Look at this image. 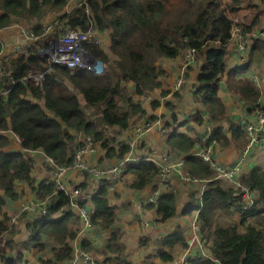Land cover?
<instances>
[{
    "label": "trees",
    "instance_id": "16d2710c",
    "mask_svg": "<svg viewBox=\"0 0 264 264\" xmlns=\"http://www.w3.org/2000/svg\"><path fill=\"white\" fill-rule=\"evenodd\" d=\"M66 3L67 0H0V27L26 19L31 31L45 37L43 19L52 12L61 11ZM244 9L250 11V24L240 22L244 32L264 29V0H228L226 3L223 0H83L60 18L65 26L60 24L61 28L56 27L55 33H60L67 26L87 30L91 24H95L101 31L110 28L111 51L117 59L111 62L108 54L99 46L87 43L86 48L97 59L109 64L105 73L55 65L39 84L22 79L29 71L47 69V60L39 55L44 39L15 58L4 59V65L11 74L0 76V126L7 129L10 118L11 128L21 139L23 148L42 149L57 164H70L74 157L69 154V145L74 139L70 129L83 131L96 141H102L104 147H109L104 133L87 117L77 92L83 95L89 107L104 105L102 114L106 124L126 129L131 113L145 112L142 102L125 94L128 83L135 84L138 95L160 87V78L166 74L160 62L181 56L188 46L195 47L197 57L204 59L194 96L203 104L212 121H223L226 118V106L218 91L222 75L226 72L225 57L229 52L235 18ZM262 47L264 40L257 39L250 49V60H255L256 53L259 56L264 54V50H260ZM2 48L0 40V51ZM237 70H231L230 77ZM13 79L16 80L14 84ZM237 83V87L232 84L230 87L240 93L245 105L254 113L261 92L251 80ZM29 95L33 99H29ZM37 100H42L43 104ZM123 100H126V107L122 106ZM194 120L201 124L204 117L198 114ZM233 127L234 136H243L240 126ZM213 140L222 147L230 143L225 129L219 125L212 130L207 144ZM9 143L8 137L0 135V188L4 190L5 196L17 198L19 193L16 183L26 181L38 200L44 201L50 197L47 215L28 225L37 243V254L44 250V233L52 236L60 246L54 251L52 259L39 257L40 263L61 264L72 260L74 248L67 241V238L74 239L77 235L69 227L68 218L72 211L61 219L51 218L53 213L70 206V196L64 191H56L54 181H43L36 185V179L31 175L34 160L25 157L22 152L1 150ZM168 143L188 155L185 162L191 176L209 181L202 197L198 220L203 239L213 242V257H195L190 259L191 264H264V231L252 223L246 224L249 217L257 220L264 217V170L255 166L241 176V182L258 194L255 206L244 210L238 191L216 178L210 163L192 153L196 144L192 137L174 131ZM128 150L127 146H123L118 153L110 148L106 155L122 158ZM159 170L154 162L146 160L128 168V171L136 174L137 180L133 187L139 190L149 185ZM112 181V178L105 179L93 199V224H115L117 214L108 200ZM177 202L178 194L174 191L159 197L156 206L161 220L176 214ZM5 203V197L0 194V215ZM221 211H224L225 216H233L236 212L242 214L241 224L246 225V232L239 233L235 222L218 224ZM8 221L6 216L0 220V264H15L9 258V251L15 248V243L13 239L4 238L5 233L12 234L15 231L10 230ZM180 241L182 239L178 235L163 239L164 244L171 248ZM181 245L186 247L187 243L182 242ZM106 248L113 257H106L97 264H131L125 256L126 247L121 242L118 230L113 231ZM158 256L164 261L173 259V255L165 250H160Z\"/></svg>",
    "mask_w": 264,
    "mask_h": 264
},
{
    "label": "crops",
    "instance_id": "0c3cea01",
    "mask_svg": "<svg viewBox=\"0 0 264 264\" xmlns=\"http://www.w3.org/2000/svg\"><path fill=\"white\" fill-rule=\"evenodd\" d=\"M81 1L83 0H67L61 11L52 12L43 19L44 27L52 24L54 29L56 27L61 28L60 26L64 25V22H61L60 18L69 13ZM236 18L242 24H250V11L245 12L242 10L236 15ZM34 22L32 23L34 24ZM26 28L31 30L26 19L18 20L6 27H0V40L3 43L0 55L4 59L15 58L19 53L27 52L33 46V41L24 40L23 32ZM110 33V28L103 31L105 40L99 47L108 54L112 62L117 57L111 51ZM43 38L41 36L36 44ZM255 41L251 42V49ZM21 47H23V50L18 52ZM228 47L229 52L225 57L226 72L222 75L218 91L219 97L226 106V118L220 122L212 121L203 104L194 96L196 83L204 64V59L199 57L185 72H183L180 55L173 59H163L160 64L166 74L160 78L161 86L148 91L144 95L136 93V86L133 82L128 83L127 97L142 102L145 112L131 113L129 127L126 129L106 124L102 114L104 105L94 108L89 107L83 95L81 93L82 96L78 95L87 117L90 121L96 123L98 129L104 133L105 139L109 142V147H104L102 141H97L95 144L96 150L88 152L85 156L86 160L90 164L103 169L117 165H120L121 168L117 174H112L109 177L113 181L109 187L108 200L110 205L115 208L117 218L113 226L101 223L86 224L78 212H71L68 218L69 227L77 235L74 239L67 238V241L74 248V258L63 261L61 264H85L79 256L80 251L88 252L96 262H102L106 257H113L111 253L107 252L106 247L115 229L121 233V242L126 247L125 256L131 264H183L184 261L190 262V259L195 257H213L211 250L213 242L203 239V235L199 231L200 223L198 220L202 207V197L208 189L209 181L199 178L196 181L186 180L184 176L189 171L187 162H185L184 166L173 172L169 186L162 184L157 174L149 185L139 190L133 187L137 176L132 171H128V168L139 165L143 160L154 162L159 169L170 161L174 162L177 156H185L186 161L187 154L179 152L169 145V136L174 131L182 132L192 137L197 146H203L204 139L219 125L225 129L230 143L226 147H222L218 142L217 145L213 146L214 160L225 166L235 165L243 160L239 178L249 173L255 166H259L264 170V130L261 131L262 141L250 147L246 153L248 136L245 126L253 120L254 113L245 105L240 93L230 87L231 84L237 87V82L240 80H251L253 85L261 92L258 105L264 110V54L256 60L259 57L256 53L255 60H250L251 51L248 54H243L236 44L231 42H229ZM260 50H264V47ZM260 50L258 49V52ZM105 64L107 66L106 70H108L109 64ZM235 68L238 70L230 77L229 72ZM181 75H184L185 82L180 89L176 90L175 84ZM28 98L33 99L31 95ZM37 101L43 102L42 100ZM198 114L204 117L201 124L196 123L194 120ZM147 120H161L163 126L168 129V134H162L160 128L156 127L145 136L138 138L136 128ZM233 126H240L243 136L241 134L234 136L232 133ZM11 127L10 118H8L7 129L0 126V135L8 137L10 140V143L1 150L5 152H22L25 157L32 158L34 165L31 175L36 179V185L43 181L52 182L56 174L55 164L57 163L55 161L54 163L51 162L42 149L29 150L23 148L21 139L13 132ZM69 132L74 138L69 145V154L73 157L76 150L83 146L85 141L79 131L70 129ZM133 141L136 142L135 147L130 145ZM196 145L192 152L196 150ZM123 146H127L129 150L122 158L117 157V155L110 157L106 155L108 149L113 148L119 153ZM126 158H130V161L127 164H121ZM64 181L71 188L82 186L87 196V206L94 212L93 199L101 188L100 181L89 173L79 171L67 173ZM16 184L19 195L15 199L5 196L4 190L0 188V194L6 200L0 220L4 219L5 216L8 217L10 230H15L12 234H4L5 240L13 239L15 243V248L9 251V258L13 259L15 264L20 262L24 264H41L36 252L37 243L33 240L31 230L28 227L29 224H34V222L41 219H37L36 213L22 212L21 209L23 203L41 200H38L28 182L18 181ZM156 191H159L160 196L170 191L178 194L177 211L173 217L164 221L161 220V214L156 204L146 203ZM44 200L49 206L50 197L48 196ZM67 212L70 211L62 212L59 210L53 213L51 218L52 220L61 219L66 217ZM242 218L243 215L238 212L234 213L232 218L233 222L238 224L239 233H245L247 230L246 225L241 224ZM251 218L253 221L257 220L255 217ZM175 235L180 236L182 241L175 243L173 248L164 244V238H171ZM42 242L44 250L38 253L39 257L52 259L54 251L60 247L59 244L52 236L45 233L42 234ZM182 242H186L187 246L183 247ZM160 250L171 253L173 259L169 261L162 260L158 256Z\"/></svg>",
    "mask_w": 264,
    "mask_h": 264
},
{
    "label": "built area",
    "instance_id": "2783aa9c",
    "mask_svg": "<svg viewBox=\"0 0 264 264\" xmlns=\"http://www.w3.org/2000/svg\"><path fill=\"white\" fill-rule=\"evenodd\" d=\"M53 29L54 26L52 24L47 25L44 30L45 37H48L47 34ZM23 37L24 40L33 41L32 44L35 46L41 35H37L29 28H26L23 32ZM103 39V31H101L95 24H91L87 30L73 28L71 26L66 27L55 39L50 40L47 44L44 42V45L40 48L39 55L47 60V69L45 71H29L22 80H30L39 84L45 79L47 73L52 71L53 66L55 65H60L73 70L89 69L98 74L105 73L107 71L105 62L97 59L85 45L89 43L101 46L103 44ZM257 39H264V29H259L252 33L244 32V28L240 25V21L235 18L230 42L234 41L237 48L243 54H248L251 49V42H254ZM21 50H23V47L19 48L18 52ZM180 57L182 58L183 72H185L186 69L196 61L197 49L193 46H188L182 51ZM4 61V58L0 55V76H10L11 73L5 67ZM12 82L14 84L16 83V80L13 79ZM184 82V75H181L175 84V89H180ZM7 91L8 89L5 90V92ZM156 127L160 128L162 134H168V130L161 125V120H147L136 128L137 137L141 138L145 136L149 131ZM245 130L248 136V147L245 151L247 153L250 147L262 141L261 131L264 130V110L259 105L255 107L253 120L246 124ZM79 134L84 137V145L76 150L72 163L55 164L56 174L53 181L56 183V191H64L71 198L70 206L62 208L60 211H76L86 224H91L94 212L87 206V196L85 195L82 186H74L71 188L67 185V182L64 181L66 174L74 171L87 172L95 176L102 185L105 179H109L112 174H117L121 168L120 165H117L112 168L103 169L90 164L85 156L88 152L96 150L95 144L97 141L93 136L86 134L83 131H79ZM209 138L210 135L204 139L203 146H197L195 144L196 150L192 153L210 163V166L216 173V178L228 182L238 191L242 199V209L247 210L254 207L257 200V192L244 185L239 178L243 160L230 166L219 164L213 158V146L217 145V141L213 140L212 143L207 144ZM130 145L135 147L136 142L133 141ZM48 159L54 163V160L51 157ZM129 161L130 158H126L121 164H127ZM184 165L185 156H177L174 162L170 161L166 163L158 172V177L160 178L161 183L165 186H169V181L173 172ZM184 177L186 180H198L189 173H186ZM159 197V191H156L146 203L157 204ZM21 209L22 212L36 213V217L40 218L47 215L48 204L45 200L32 201L23 203ZM79 256L83 259L85 264H97L88 252L80 251ZM18 264L24 263L20 262ZM183 264H191V262L184 261Z\"/></svg>",
    "mask_w": 264,
    "mask_h": 264
},
{
    "label": "rangeland",
    "instance_id": "374dc122",
    "mask_svg": "<svg viewBox=\"0 0 264 264\" xmlns=\"http://www.w3.org/2000/svg\"><path fill=\"white\" fill-rule=\"evenodd\" d=\"M224 1V3H226L228 0H223ZM229 3H230V1H229ZM243 11H245V12H248L249 10L248 9H244ZM48 35V37H44V42L47 44V42H49L50 40H52V39H55L58 35H59V33H55V30L53 29L49 34H47ZM103 38H104V35H103ZM104 40L105 39H103V42H104ZM231 43H233V44H235V42L234 41H231ZM42 48V47H41ZM262 56V55H261ZM261 56H259V57H257L256 58V60H258ZM126 94V93H125ZM77 95H80V96H82L79 92H77ZM128 95V94H127ZM84 98V97H83ZM85 100V99H84ZM40 103H42L43 104V102H40ZM127 105V103H126V100H123L122 101V106H126ZM161 125H163V122L161 123ZM224 183H226V182H224ZM227 184V183H226ZM220 214L221 215H219L218 216V220H217V223L219 224H222V225H226V224H231V223H233V216L231 217V216H229V215H227V216H225L224 215V211H221L220 212ZM251 222H254L253 224L254 225H257L258 227H260V228H262L263 230H264V217H262L261 219H259V220H256V221H253V219L251 218V217H249V219H248V221H247V224H250ZM258 222H261V223H258ZM262 226V227H261ZM38 255V258H39V254H37Z\"/></svg>",
    "mask_w": 264,
    "mask_h": 264
}]
</instances>
